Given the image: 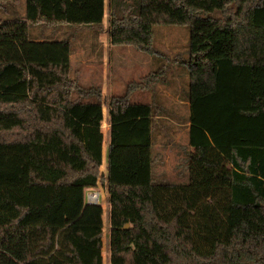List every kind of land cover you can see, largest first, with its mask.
Segmentation results:
<instances>
[{
    "label": "trees",
    "instance_id": "trees-1",
    "mask_svg": "<svg viewBox=\"0 0 264 264\" xmlns=\"http://www.w3.org/2000/svg\"><path fill=\"white\" fill-rule=\"evenodd\" d=\"M16 3L0 0V264H103V209L84 193L98 183L110 264H264V0L107 2L111 45L154 55L153 26L189 29L193 152L179 183L152 177L160 107L129 101L167 67L105 100L71 78L68 39L29 30L101 32L104 0Z\"/></svg>",
    "mask_w": 264,
    "mask_h": 264
},
{
    "label": "rangeland",
    "instance_id": "rangeland-1",
    "mask_svg": "<svg viewBox=\"0 0 264 264\" xmlns=\"http://www.w3.org/2000/svg\"><path fill=\"white\" fill-rule=\"evenodd\" d=\"M119 2H131V0H118ZM108 0H106L107 4ZM107 8V5H105ZM104 21L107 23V12L104 14ZM64 26V25H63ZM153 45L158 54H146L131 46H116L100 51L92 48L93 45L87 42L89 49L84 48L85 72L82 74L84 82L82 86H95L101 89L105 100L111 95H122L126 85L130 81H138L151 72L162 67H167L163 78L154 86V89L134 91L129 101L132 103H150L160 107L159 116L155 120L153 129V166L152 177L156 182H184L187 180V162L193 148L188 144V128L190 123V104L187 101L189 87V76L186 66L182 63L188 56L187 26L178 25H156L153 26ZM82 30H65V38H76L70 36L73 33H80ZM63 37V36H62ZM61 37V38H62ZM80 37V36H78ZM80 40V39H79ZM80 46L85 45L81 40ZM106 48V49H104ZM72 57L73 70L77 69L74 77L78 75L79 66L82 65L81 50ZM81 78V77H80ZM103 122L107 131L103 132L102 155L103 163L101 171H105V151L108 142V116L107 107L103 105ZM102 123V122H101ZM101 128V127H100ZM102 129V128H101ZM93 190V191H89ZM88 192L98 194V203L103 209V234H102V258L103 264H110L108 237V201L107 189L100 183L95 188L85 190V200L89 201Z\"/></svg>",
    "mask_w": 264,
    "mask_h": 264
},
{
    "label": "crops",
    "instance_id": "crops-1",
    "mask_svg": "<svg viewBox=\"0 0 264 264\" xmlns=\"http://www.w3.org/2000/svg\"><path fill=\"white\" fill-rule=\"evenodd\" d=\"M7 1V0H6ZM9 2L11 1H16V9L18 11V13L23 14L24 13V9H25V0H8ZM105 5L106 4V0H104ZM105 12H107V8L104 7V14ZM9 16V13L6 12V10H2L0 9V17H7ZM104 17L103 16V29L101 32L96 33L94 30H91L90 28H70L68 26H63V25H53V26H46V27H40L39 25H33L30 26L29 30H30V37L32 40L34 41H38V40H42V39H48V40H62V39H68L70 42V51H69V59H70V76L71 78L75 79L78 83H83L85 80L82 77V74H84L85 72V65L88 64L86 60H84L86 58V55H83L84 53V48L87 50L90 47L87 45V42L91 43L92 48H90L87 51H91L94 48H97L99 51L100 49L102 50L103 47L106 48H113L114 45H111L109 43V39H108V33L106 30V26L107 23H105L104 21ZM107 20V17H106ZM65 30H82L80 33L76 32L71 34L70 36L72 37H76V38H65L67 36L64 37ZM63 36V37H62ZM80 36V37H78ZM62 37V38H61ZM80 39V40H79ZM83 40L85 41V45L80 46V41ZM81 50L82 53V57H81V63L82 65L79 66L78 69V75L76 77H74V73L77 71V69L73 70V65H72V57L73 55L76 53V51H78L77 49ZM104 48V49H106ZM86 63V64H85ZM81 77V78H80ZM104 94V93H103ZM104 96V95H103Z\"/></svg>",
    "mask_w": 264,
    "mask_h": 264
},
{
    "label": "bare ground",
    "instance_id": "bare-ground-1",
    "mask_svg": "<svg viewBox=\"0 0 264 264\" xmlns=\"http://www.w3.org/2000/svg\"><path fill=\"white\" fill-rule=\"evenodd\" d=\"M93 191V190H89ZM89 201H98V194L96 192H88Z\"/></svg>",
    "mask_w": 264,
    "mask_h": 264
},
{
    "label": "water",
    "instance_id": "water-1",
    "mask_svg": "<svg viewBox=\"0 0 264 264\" xmlns=\"http://www.w3.org/2000/svg\"><path fill=\"white\" fill-rule=\"evenodd\" d=\"M86 203H91V202H89V201H86ZM95 204H98V203H95ZM128 226H129V224H126V225L124 226V229H127V228H128Z\"/></svg>",
    "mask_w": 264,
    "mask_h": 264
},
{
    "label": "built area",
    "instance_id": "built-area-1",
    "mask_svg": "<svg viewBox=\"0 0 264 264\" xmlns=\"http://www.w3.org/2000/svg\"><path fill=\"white\" fill-rule=\"evenodd\" d=\"M89 202H91V203H98L97 201H89ZM99 204V203H98Z\"/></svg>",
    "mask_w": 264,
    "mask_h": 264
}]
</instances>
